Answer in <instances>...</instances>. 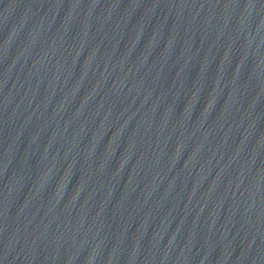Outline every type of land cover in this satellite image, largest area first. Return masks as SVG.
Here are the masks:
<instances>
[{
    "label": "water",
    "instance_id": "water-1",
    "mask_svg": "<svg viewBox=\"0 0 264 264\" xmlns=\"http://www.w3.org/2000/svg\"><path fill=\"white\" fill-rule=\"evenodd\" d=\"M0 264H264V0H0Z\"/></svg>",
    "mask_w": 264,
    "mask_h": 264
}]
</instances>
